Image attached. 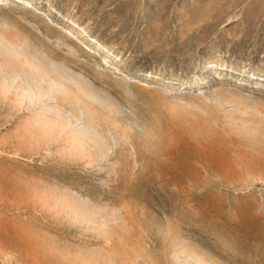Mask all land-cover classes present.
<instances>
[{
	"label": "rangeland",
	"instance_id": "rangeland-1",
	"mask_svg": "<svg viewBox=\"0 0 264 264\" xmlns=\"http://www.w3.org/2000/svg\"><path fill=\"white\" fill-rule=\"evenodd\" d=\"M0 264H264V0H0Z\"/></svg>",
	"mask_w": 264,
	"mask_h": 264
}]
</instances>
